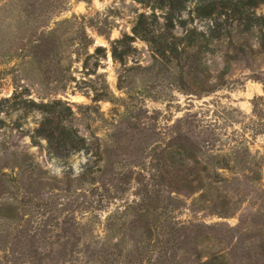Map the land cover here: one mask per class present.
<instances>
[{"label":"rangeland","instance_id":"rangeland-1","mask_svg":"<svg viewBox=\"0 0 264 264\" xmlns=\"http://www.w3.org/2000/svg\"><path fill=\"white\" fill-rule=\"evenodd\" d=\"M142 12L137 0H0V264H264L258 32L245 33L253 50L213 41L203 71L157 62L140 37L115 59ZM52 115L82 147L37 132Z\"/></svg>","mask_w":264,"mask_h":264},{"label":"trees","instance_id":"trees-1","mask_svg":"<svg viewBox=\"0 0 264 264\" xmlns=\"http://www.w3.org/2000/svg\"><path fill=\"white\" fill-rule=\"evenodd\" d=\"M151 9V13L142 12L139 14L136 24L133 27V35L126 33L117 42H125L127 48L119 52L118 44L113 45V56L115 59L123 61L124 56L131 51L129 40L140 37L155 47L158 58L157 62H179L187 61L194 69H198L203 64L206 51L213 41H224L228 39L235 45V37L245 41L248 49L253 50L249 37L245 33L258 32L257 40L264 53V16L257 15L253 8L264 0H137ZM194 2V9H188V3ZM189 10V18H184L183 13ZM160 11V13H157ZM210 21L207 30L198 29L195 21ZM162 20V23L161 21ZM191 25V28H188ZM178 27L182 28V33H176ZM92 42L91 38H87ZM239 49L243 51V48ZM102 46L97 47L98 52H102ZM230 55V54H229ZM229 65L225 66L222 73H227ZM200 69V67H199ZM199 71H203L201 68ZM6 101L19 104L17 96L5 98ZM33 104H36L32 101ZM50 106V104H43ZM0 122H4L0 119ZM38 133H43L48 138L54 137L55 133L65 143L72 146L83 145L84 139L64 123L62 116H47L37 129ZM154 209L146 210L147 229L151 230ZM152 231V230H151Z\"/></svg>","mask_w":264,"mask_h":264}]
</instances>
